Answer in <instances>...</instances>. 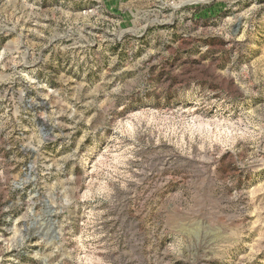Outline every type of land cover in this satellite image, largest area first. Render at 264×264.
Masks as SVG:
<instances>
[{
	"label": "rangeland",
	"instance_id": "obj_1",
	"mask_svg": "<svg viewBox=\"0 0 264 264\" xmlns=\"http://www.w3.org/2000/svg\"><path fill=\"white\" fill-rule=\"evenodd\" d=\"M0 264H264V0H0Z\"/></svg>",
	"mask_w": 264,
	"mask_h": 264
}]
</instances>
